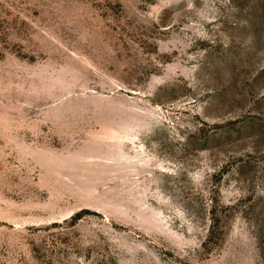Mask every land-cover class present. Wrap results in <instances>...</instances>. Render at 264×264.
I'll return each instance as SVG.
<instances>
[{
	"label": "rangeland",
	"instance_id": "1",
	"mask_svg": "<svg viewBox=\"0 0 264 264\" xmlns=\"http://www.w3.org/2000/svg\"><path fill=\"white\" fill-rule=\"evenodd\" d=\"M0 264H264V0H0Z\"/></svg>",
	"mask_w": 264,
	"mask_h": 264
}]
</instances>
